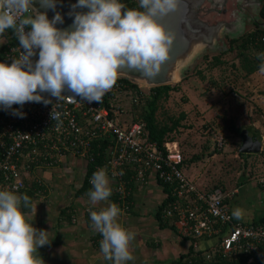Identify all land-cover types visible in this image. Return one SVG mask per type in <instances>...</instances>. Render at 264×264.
Returning a JSON list of instances; mask_svg holds the SVG:
<instances>
[{"label":"clouds","instance_id":"obj_1","mask_svg":"<svg viewBox=\"0 0 264 264\" xmlns=\"http://www.w3.org/2000/svg\"><path fill=\"white\" fill-rule=\"evenodd\" d=\"M38 2L42 9L56 8V0ZM182 7L184 15L179 23L189 26L188 0H139L138 8H126L120 0H76L68 13L74 17L72 26L62 30L56 27L63 23L59 12L49 19L46 11L32 14L33 0H0V36L11 29L22 49L19 58L0 62V107L23 118L13 105H48L53 99H63L66 92L88 103H100L121 71L155 79L171 59L178 36L177 30L163 20ZM243 27L242 18L233 25L236 31ZM259 59V70L264 73V54ZM59 117V113L51 112V119ZM90 183V203L94 206L107 201L111 188L106 171L96 170ZM30 199L27 194L0 190V264H42L38 248L50 240L47 232L33 227L21 210L22 205L30 206ZM120 213L115 203L90 211L91 227L102 235L101 252L112 264L134 259L129 245L135 234L118 222ZM232 217L242 219L243 210L234 209Z\"/></svg>","mask_w":264,"mask_h":264},{"label":"built area","instance_id":"obj_2","mask_svg":"<svg viewBox=\"0 0 264 264\" xmlns=\"http://www.w3.org/2000/svg\"><path fill=\"white\" fill-rule=\"evenodd\" d=\"M35 13L32 9V14ZM11 38L17 39L11 29L0 36L1 46H4L0 49V62L10 63L22 55L19 42L12 43ZM13 108L22 112L23 118L0 107V190L20 192L25 180L34 177L31 163L35 167L55 166L56 161L64 159V151L92 159L90 141L98 144L106 141L103 147L106 163L96 170L103 168L107 175L115 177L113 188L123 211L128 208L126 198L130 191L123 177L127 165L131 164L136 171L131 176L133 181L145 182V173L153 170L157 178L171 186L173 199L163 208L162 217L169 219L181 235H218V246L203 254L205 260L211 259L217 250L221 256L244 252L249 254L248 264H264L254 261L261 255L264 221L247 224L233 218L227 203L233 190L200 189L180 166L182 154L177 142L166 141L160 145L148 139L144 121L123 125L110 113L104 98L100 103H88L67 92L63 99H53L48 105L27 102L22 107L13 105ZM51 112L53 115L59 113V120L51 119ZM259 180L264 181V177ZM87 210L93 211L91 207Z\"/></svg>","mask_w":264,"mask_h":264},{"label":"crops","instance_id":"obj_3","mask_svg":"<svg viewBox=\"0 0 264 264\" xmlns=\"http://www.w3.org/2000/svg\"><path fill=\"white\" fill-rule=\"evenodd\" d=\"M254 125L256 136L264 145V126ZM86 162L81 157L66 155L59 165L35 167V182L44 187V192L36 193L30 206H21L26 219L38 230L47 232L50 242L38 248L37 257L42 264H112L104 258L96 239L98 232L91 227L87 207L95 211L117 204L114 191L115 177L107 175L111 195L107 201L92 205L87 193H77L85 173ZM193 166L190 169L194 179L211 178L213 172ZM238 171L226 175L227 190H233L227 199L229 210H243L244 223L255 224L264 221V173L259 177L238 179ZM237 173V174H236ZM132 178V177H131ZM133 179V178H132ZM129 184V183H127ZM130 189L132 208L118 216V222L135 234L129 250L134 259L126 264H171L178 259L189 261L195 255H202L218 246L216 234L200 237H185L176 228L159 224L156 211L165 198L164 185L156 178L153 170L145 173V182L135 181L127 185ZM20 195V192H17ZM237 220V219H236ZM225 232V229L224 231ZM200 255V256H201Z\"/></svg>","mask_w":264,"mask_h":264},{"label":"trees","instance_id":"obj_4","mask_svg":"<svg viewBox=\"0 0 264 264\" xmlns=\"http://www.w3.org/2000/svg\"><path fill=\"white\" fill-rule=\"evenodd\" d=\"M121 3L125 5L126 8H138L139 0H120ZM260 17L264 21V0L260 3ZM12 43L18 42L17 39L11 38ZM4 46H1L2 50ZM260 54H264V22L263 24L258 21L251 20L244 32L239 35H228L225 38V43L221 48H218L213 52H206L201 60L195 65V67L187 71L182 79L176 83H165L153 86H140L137 83L127 79L118 78L114 87L105 93L104 104L109 107L110 113L116 116L119 122L123 125L139 120L144 121V129L146 131V136L148 139L157 141L160 145L164 144L166 141H176L179 150L182 154V161L180 166L188 175V177L195 182V184L202 190L208 191L215 187H220L227 190L228 185H226V175L233 174L238 171V179H249L252 177H259L264 173V145L260 150L257 151H245L239 150L238 147L241 143L240 131L241 125H237L235 122L229 124H223L220 120L210 122L212 130H217L222 134L223 143L221 147H217L216 139L212 135L213 131L208 129L201 132L198 135L193 134L189 129V125H183L180 128V120L185 116L184 112H181L178 117H170V121L167 122L166 118H161L158 116V109L164 108V102L170 96L171 90L178 87L179 83L190 82L198 86V82H202L204 79L210 81L215 87L220 85L227 86V90L223 87L224 91H229L231 88V83L229 82L230 76L246 77L252 72L260 68L262 63L259 59ZM217 69V77L214 78L211 75L207 76L208 72H212L213 69ZM118 86V87H117ZM225 93V92H224ZM165 113V111H164ZM206 127V125H203ZM187 128L186 130H184ZM207 129V128H206ZM185 132V140H181L179 134ZM206 132V133H205ZM195 135V137H194ZM204 135L205 137H203ZM202 136V137H201ZM203 138V141H198ZM179 142V143H178ZM106 145V141L98 144L97 141H90L89 151L92 153V159L88 156L81 157L77 154H72L70 151H64L66 155H75L76 157H81L86 162V173L81 186L78 188L77 193H87L91 190L92 185L89 178L92 176L93 172L97 169V166L104 165L106 163L105 151L103 147ZM199 147L198 151L194 147ZM226 148H231L232 150H237V153L232 154L233 159L227 157H219L218 162L213 161L207 164V169L204 171L208 175L209 171L213 172L211 178H206L204 180L194 179L191 176L190 169L194 167L197 168L199 161H204L206 157L214 156L215 153L220 154ZM78 150H80V145L78 144ZM233 152V151H231ZM227 161V162H226ZM263 161V164L260 163ZM62 161H56L54 164L59 165ZM226 162L229 166L225 168ZM44 168L46 166H43ZM31 170L35 168V164L31 163ZM203 168V167H202ZM136 171L133 169L132 165H127L123 173V177L127 180L128 185L134 182L131 178L132 174ZM157 178V176H156ZM160 183L164 185V190L166 196L162 201L161 205L156 211V216L159 220L160 225L175 227L169 219H164L162 217L163 208L171 203L173 197L170 195V185L166 182H162L161 179L157 178ZM25 186L20 190L21 194H27L31 199L36 192H44V187L37 184L34 177H29L25 180ZM229 189V188H228ZM117 200V195H116ZM128 208L126 211H130L132 208V200L130 197V191L127 195ZM121 207V204L117 202ZM91 209L95 211L94 207ZM90 214V212L88 211ZM102 235L99 233L97 235L96 242L100 246L99 237ZM188 237L186 235H183ZM261 255L256 256L254 261L256 263L264 262V242L260 245ZM215 251V250H214ZM201 255V254H200ZM195 255V257L187 259H178L171 264H248L247 257L249 254L244 252H234L231 255L221 256L214 252L211 259L205 260L201 255Z\"/></svg>","mask_w":264,"mask_h":264},{"label":"water","instance_id":"obj_5","mask_svg":"<svg viewBox=\"0 0 264 264\" xmlns=\"http://www.w3.org/2000/svg\"><path fill=\"white\" fill-rule=\"evenodd\" d=\"M76 0H56V8L42 9L38 0H33V10L46 11L51 19L59 12L63 23H57L60 29H70L74 17L68 15ZM189 10L185 26L179 23L184 15L183 7L180 12L171 13L164 18L166 26L177 30L178 36L171 50V59L163 66L161 74L155 79H146L139 73L121 71L119 78H127L140 86H153L165 83H176L182 79L209 47L227 33L239 35L244 32L251 20L263 24L259 15L261 0H188ZM87 8H77L76 11H87ZM243 19L244 27L236 31L233 25L237 19ZM240 150L257 151L261 149V139L256 136L254 125H243L240 131Z\"/></svg>","mask_w":264,"mask_h":264},{"label":"rangeland","instance_id":"obj_6","mask_svg":"<svg viewBox=\"0 0 264 264\" xmlns=\"http://www.w3.org/2000/svg\"><path fill=\"white\" fill-rule=\"evenodd\" d=\"M226 36L227 33L217 44L209 47L206 52L210 53L221 48L225 43ZM201 58L196 61L195 65ZM211 74L218 80L217 69L214 68L212 72H208L207 76ZM233 75L230 76L231 80L229 82L232 89L229 91L223 90V87L227 90L226 85L215 87L206 79L198 82V86L190 82L179 83L177 88L171 90L168 99L162 102L164 103V108L158 109V116L166 118V121L169 122L170 117H178L181 112H184L185 116L180 120V128H183V125H189V129L198 137L201 132L208 129L212 130L210 122L214 120H220L223 124H228V126L232 122L241 126L250 124L264 126V73L258 69L244 78ZM203 125H206V127H203ZM212 131L219 148L223 143L222 134L214 129ZM185 136L186 133L183 131L179 134L181 140H185ZM202 136L205 137L204 135ZM203 140V138H200L198 141ZM193 149L198 151L199 147H194L191 151ZM234 153H237V150H232L230 147L226 148L225 146V149L220 154L215 153L214 156H211L212 158L206 157L204 161H199V167L207 169V164L213 163V161L218 162V158L223 156L232 157L231 159H233L231 155H234ZM226 162H223V164H226L224 169L229 166ZM260 163L263 164V161H260Z\"/></svg>","mask_w":264,"mask_h":264}]
</instances>
